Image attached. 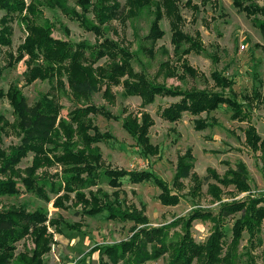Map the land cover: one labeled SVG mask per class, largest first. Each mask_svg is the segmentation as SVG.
Wrapping results in <instances>:
<instances>
[{
	"label": "rangeland",
	"instance_id": "1",
	"mask_svg": "<svg viewBox=\"0 0 264 264\" xmlns=\"http://www.w3.org/2000/svg\"><path fill=\"white\" fill-rule=\"evenodd\" d=\"M23 2L29 10L9 19L11 42L0 48V150L4 156L10 155L21 139L7 97L12 87L22 93L28 105L44 95L53 96L62 124L71 122L73 111L93 108L92 113L84 114L90 128L87 133L105 136L87 147L79 139L77 125L71 123L75 136L68 144L64 143L63 130L57 127L49 149L41 156L49 158V163L39 165L36 171L45 179L46 199L27 192L20 182L33 165L34 154L28 153L16 165L11 178L15 194L0 197V211L24 206L29 212L47 213L46 227L52 240L40 264H112L104 248L129 242L138 230L147 233L158 229L168 250L145 264H171L173 249L181 247L190 264H204L208 252H200L198 246L216 231L221 234L216 249L221 251L215 256L223 258L225 264H264V40L255 26L264 19V0H138L137 4L134 0H89L86 12L81 0ZM114 5L122 9L121 17L100 23L99 9ZM3 18L7 19L6 12L0 9V23ZM82 18L90 29L80 24ZM35 26H48L52 39L72 47L87 46L84 53L88 58L91 49L104 48L103 57L93 66H99L100 73L106 75H94L102 80L98 92L77 95L64 72L59 78L55 75L52 80L26 83L29 57L23 54L19 59V49ZM123 60L129 61L142 82L145 77L149 85L165 92L150 102L138 95H126L123 82L128 75L115 84L109 79L112 64L117 61V66L123 65ZM215 77L233 84L222 90ZM169 89L181 95L230 92L227 98L237 103L236 117L227 105H221L209 115L183 113L175 123L165 121L162 111L182 100L179 95L167 94ZM145 115L152 122L148 138L157 149L155 155L141 152L122 125L124 119L141 123ZM196 120L207 127L197 129ZM251 131L258 138L253 146L249 143ZM62 146L72 152L86 149L101 153V165L94 171L95 185L79 188L86 199L98 191L95 197L99 201L106 200L129 213L133 208L147 223L110 219L105 211L93 215L83 212L76 192L65 188L63 166L54 160ZM187 152L193 158L191 175L180 179L176 177L177 165ZM238 167L246 171V180L235 175ZM108 170L148 171L167 188L164 191L150 182L134 184L127 178L117 179L114 187ZM0 180L7 178L0 173ZM161 193L166 204L159 199ZM56 202L62 205L57 207ZM225 208L233 210L228 217L223 215ZM35 248L32 238H24L15 244L14 258H30Z\"/></svg>",
	"mask_w": 264,
	"mask_h": 264
},
{
	"label": "trees",
	"instance_id": "2",
	"mask_svg": "<svg viewBox=\"0 0 264 264\" xmlns=\"http://www.w3.org/2000/svg\"><path fill=\"white\" fill-rule=\"evenodd\" d=\"M137 4L138 0H134ZM81 7L83 12H86L89 8V0H81ZM33 8V7H32ZM0 9L6 12L7 19L3 18L0 27V48L2 46L10 45V27L7 26L9 19L13 16H19L24 10L28 11L29 8L25 6L23 0H0ZM33 14V12H31ZM122 9L117 5L111 7H101L97 14V19L100 23H108L113 19H119L122 15ZM80 24L87 29H90L89 24L82 18ZM260 30L262 38L264 40V19L255 24ZM155 30H157L155 28ZM90 48V47H89ZM85 49L87 46L72 47L61 41L54 40L50 37V30L44 26H35L30 29L28 38L23 46L19 49V59L23 57V54H28V60L26 61L28 71L26 74V83H32L36 79L52 80L55 75L59 78L61 73H66V78L70 89L77 95L92 96L99 91L102 80H99L95 73H99L101 78H105V74H101V68L93 66L94 63L103 57L102 50L100 48L95 51L91 49L89 58L85 55ZM45 62L42 65V61ZM118 59V58H117ZM115 61L112 64V76L109 78L111 83L115 84L119 81L123 75H128L129 79L123 82V88L126 95H138L143 101L150 102L155 95H162L165 92L159 89L155 85H149V81L143 78V82L140 76L133 73L130 67L129 61L123 60V65L117 66ZM110 73L108 74V77ZM140 77L139 79H136ZM133 79V80H132ZM136 79V81H134ZM216 85L222 90L229 88L233 82H225V80L215 77ZM108 89V88H107ZM231 90V89H230ZM167 94L171 96H181L182 100L177 104H173L168 108L164 109L161 113L162 118L170 123L179 121L183 113H189L191 115L206 114L209 115L214 112L221 105H227L236 117L237 103L235 100L227 98V94L203 92L196 93L191 92L190 94L181 95L177 90H167ZM1 96V92H0ZM7 97L13 108L14 115L18 124V128L21 132L20 144L13 149L12 153L8 156L0 150V159L2 160L0 173L5 176L7 180H0V197L12 196L15 194L14 182L12 177L15 174L16 165L24 158L28 153L34 154L33 165L25 171L26 178L20 180L25 190L31 192L38 197L46 199L45 190L46 184L45 179L37 176L36 171L39 165L48 164L49 158H42L46 151L49 149L48 144L52 141V136L55 133L57 127H61L64 132L65 140L64 143L73 141L74 132L72 124L77 125V134L79 133L80 141L89 147L91 144L100 142L103 137L98 132L93 134L87 133L88 121H84L85 113H92L93 108H81L73 111L71 122L59 123L58 122V108L57 103L53 96L44 95L41 100L35 104L28 105L25 97L15 87H12L7 93ZM233 117V116H232ZM123 128L130 134L135 141L136 145L141 149V152L155 155L157 149L149 141L148 130L152 125L151 119L148 115L143 116L142 122L137 123L136 120L124 119L122 122ZM208 124L202 120H196L195 126L197 129H205ZM78 134V135H79ZM74 135V136H73ZM258 141L254 131H251L249 135V143L251 146L255 145ZM71 144V143H68ZM60 155H55L54 160L59 162L63 170V179L65 188L68 192H76L75 198L78 202L84 205L83 212L93 215L105 211L107 217L118 221H126L130 219L140 225L146 224L147 220L140 215L138 211L131 208L130 213L127 210H119L115 204L108 201L98 200L92 193L89 200L85 198L84 194L79 192V188L89 187L95 185V174L96 168H99L101 163L100 151L89 152L86 149L72 152L65 146L59 148ZM54 155V154H53ZM183 159L179 160L177 165L176 177L180 179H187L191 175V168L193 158L190 153H186ZM239 171L235 175L239 176V180H246V171L242 167H238ZM106 172V171H105ZM105 172L103 175H105ZM111 172L110 184L116 187L117 179L127 178L131 183H142L150 182L155 184L157 187L162 188L166 191V184L161 179L154 176L148 171L141 172ZM120 173V174H117ZM86 175L83 178L82 175ZM19 179L21 177L17 175ZM175 177V178H176ZM168 190V189H167ZM163 193L160 194L159 199L162 203L166 204V200L162 197ZM89 202H92L89 204ZM57 207L62 204L56 202ZM232 208H225L223 215L228 217L231 213ZM47 213L43 210H35L29 212L24 206L12 208L8 211H0V264H40L41 256L49 250L51 243V234L48 233L46 222ZM53 226L54 223L50 221ZM152 231V232H151ZM236 230V236H238ZM161 229L150 230V232L144 233L139 230L136 231L131 237L130 241L119 246H112L104 248L108 258L112 264H145L146 262L156 259L165 254L168 250L167 244L164 237L160 234ZM223 235V234H222ZM24 238H32L36 245L32 256L27 257L21 255L19 258H14L15 244ZM221 234L216 231L215 235L205 242L203 245L198 246L200 252L205 249L207 253V260L204 264H225L223 258L216 257L215 254L221 251L218 248ZM224 241V238L222 239ZM221 244V243H220ZM176 249V248H175ZM173 249V255H171V264H190L188 257L183 256L184 252L182 247L177 251ZM201 263V262H200ZM230 264V263H229Z\"/></svg>",
	"mask_w": 264,
	"mask_h": 264
}]
</instances>
